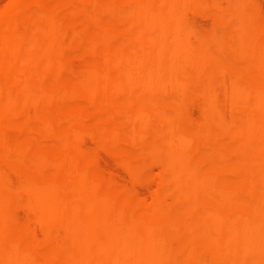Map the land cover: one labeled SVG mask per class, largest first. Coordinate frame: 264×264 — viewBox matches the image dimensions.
<instances>
[{
	"label": "bare ground",
	"instance_id": "obj_1",
	"mask_svg": "<svg viewBox=\"0 0 264 264\" xmlns=\"http://www.w3.org/2000/svg\"><path fill=\"white\" fill-rule=\"evenodd\" d=\"M45 1L47 2V0H11L10 5L12 8L24 4L26 7L36 8L40 11V16L38 18L31 19L28 17L20 25L15 22H4L3 19L8 15L9 11L6 8H0V264H163V261L169 257L168 252L173 247L169 232L178 229L184 230L185 233H188L187 235L190 234V237L183 243H177V247L188 248L192 250L194 254L196 250H214V257H209L208 260L201 262V264H264V189L262 187L263 190H251V188L249 189V191H251H248L250 197H248L249 201L251 199V205L250 203L249 205L253 206L251 211H247L246 206H244L245 204H243L241 200V198H243L241 197L242 193L235 189L230 190L227 188L228 191L215 192L210 196L203 197V199H197L193 195H189L196 189L200 190L208 187L213 182L221 186H226V183L229 181L228 172L223 173V175L216 172L217 175H220L216 176L214 175L216 173L213 174L215 171L211 172L214 168H212L211 171H209L210 169H205L206 165L213 158L212 153H215V149L211 146L203 148L198 146L201 148V156H203V159L200 158L202 159V162L200 161L201 166H198L200 168L199 173L192 175L191 185L186 186L185 189H183L182 195L176 200L177 207L180 209L184 206L196 204L197 202L202 204V208L197 213L192 210L194 213L191 211L192 215H189L185 220L181 218L182 216L180 217L177 214L170 215L164 219H162L163 216L162 218L158 217L157 210L163 198L160 192L154 193L148 205L136 207L124 200H120L113 190H101V181L97 176L98 167H90L87 164V166L80 169L79 180H77L76 183L77 190L74 191L75 193H72L73 191L70 190L72 194H68L67 192L71 187V181H66L67 184L63 185V183H61V176H49L47 172L48 167L60 171L65 170L68 166V154H70L69 160L74 162L76 160V154L82 149L81 136L86 133L105 137L106 140L101 142V147L116 153L114 156L118 155L119 163L133 181L143 177L144 173L142 174V168L145 165L158 162L156 157H153L152 154H157L162 151L166 153V158L168 160H176V164L168 167L161 162V167L170 174H182L189 168L199 165V163L197 164L190 161L194 153L192 140L195 138V135L193 136L192 133H189V130H181L173 141H171L172 139H169L168 136H159L164 131H169L177 126L178 122L183 117L184 94L190 88V84L186 83L188 81L187 79H185L187 80L186 82L175 80V70L181 73L196 70L195 72L198 76V80L199 77L208 78L209 83L212 85L218 79L224 78L226 75L232 73V68L226 66L218 69L215 75L210 71L209 67L211 66L207 64L209 62L207 58V63L198 58L196 60H200L199 62L192 58L195 52L207 49V47L213 43L219 44L223 42L215 27L208 33L201 34L188 28L189 26L186 27L184 24L183 14L186 8L192 6L195 9H199L205 5V2L203 0H113L103 3L99 0H90L87 3L91 5L94 11L101 13L102 19L100 18V21H96L95 25L93 22L92 25H94V27L89 23L84 25L82 27L83 36L82 34L80 35L82 36L81 39H79L80 33L78 30L73 28L70 38H68L70 42L77 41V43H86L96 32L101 33L102 38L100 37V39L104 44L112 42L118 36L116 34L117 32L115 33L113 31V28L122 29V27H125L127 24L124 26L123 23H125V21L122 20V22L124 21L123 23H114L116 25L113 24V27L110 28L108 26L109 28H106V23L102 21L105 20L106 16L109 17L115 10L133 12L149 8L151 4H154V7L149 10L147 9L146 15H144L145 17H143V19L141 18L142 21L135 27V33L142 35L143 38L140 40L143 39V41L141 44H133L136 46H133L134 48L131 49L130 52L124 48H119L120 46H118L117 50L116 48L112 50L109 54L106 52L108 56H105L102 60L97 62L95 60L94 63L92 61V63L90 62L83 66L81 73H84L85 76L81 82L68 85L57 82L56 87L53 85L54 90L51 91V85L49 83H51L53 79L50 78L49 75H46L47 72H45V74L43 70L48 63L47 52L41 57L39 56L40 61L39 65H36L37 69L27 71L23 68L24 65L27 66L26 64L31 61V57L28 55L29 53L27 54L25 52V49L40 43L46 47L48 44L54 42L59 45L62 40H64V36H66L62 27L64 22L68 19H61L58 16L59 9L65 5L58 0H54L53 2L51 0V3L48 4H46ZM235 1L239 6L243 2V0ZM81 2L82 0H73L65 7L70 13L76 12ZM216 2L217 0H211L209 4H215ZM245 4L246 3H244V5ZM238 7L236 9L233 7L235 10L234 12L233 10L231 11L233 12V17L238 18L241 16ZM217 8L218 12H223L221 9L222 7ZM187 11L188 10H186V12ZM241 25L243 26V23ZM70 28L69 26L67 30H70ZM127 31H129V29H127ZM127 31L125 30L123 32L125 33ZM237 34L239 35L240 32ZM232 35L234 36L235 33ZM136 38L134 39L136 40ZM152 38L156 41L153 46L151 45L153 41L151 40ZM134 39H132V42H134ZM239 39H241L240 36ZM237 40L238 39H236V41ZM241 44V42H238L239 46ZM62 45L64 44L62 43ZM150 45L153 49H151ZM257 47L260 53L256 57L255 63L259 66H264V40L259 42ZM54 52H56V50ZM174 53H179V55L173 57ZM195 55L198 56L196 53ZM239 55H241V53ZM55 56H57V54H55ZM53 57L52 59H54ZM158 58L163 61L162 65L150 67L143 76L137 77L133 74V70L136 66L143 63L145 64V62H151L153 59ZM51 62V67L54 69L60 70L63 68L61 57L57 56V58ZM214 68L216 67L214 66ZM119 72L121 73L118 76ZM181 78L180 76L179 79ZM75 80L79 81V78ZM193 80L191 79V81ZM54 81L55 80H53V82ZM202 81L203 80H201V82ZM237 81L231 79L224 87L225 94L230 99L231 104L235 106L240 97L246 99L253 98L250 108L247 109L249 111L248 115L255 116L259 112L264 111V85H257V83L251 79H245L242 83ZM201 82L196 83L199 85ZM260 82L264 83V75L261 77ZM48 84L50 85L48 86L49 90L44 88ZM138 86L150 88L158 86L164 89L167 94L176 91L177 98L173 106H167L168 104H165V106L162 104L163 102L156 100L152 108L145 107V105H141L142 103H140V99L138 95H136L137 93H134V87ZM199 87H201V85ZM104 88H108V91L115 94L122 95L124 100H131L129 109L135 110L134 113H128L129 109L127 110V108H125V106H129L127 103H125L126 105L124 106L120 102L121 105L116 106V104L114 105V103H112L113 100L111 101L108 98L105 99V102H102L104 111L99 117L101 120H106L107 123L94 124L92 121L96 114L94 115L84 108L81 109L76 106L66 105L68 99L76 97L78 94L85 93L86 91V101L90 104H99L101 103L99 94L105 91ZM200 91H202V89ZM205 94L208 96L209 102L207 103L208 105L204 115L207 119L218 116V100L215 93L211 88H207L205 89ZM34 103L40 106L42 105V113H36V108H33L35 106ZM122 106L124 108H122ZM29 107H32L33 110H35L34 113H36H33L34 118L32 117L33 121H37H32L35 126L31 124L30 121L21 123L18 121V114ZM61 108H63L64 111L61 112ZM228 110H230V108ZM97 118L96 120H98ZM53 119L55 121L63 119L70 120V122L72 121V125L66 132L56 134L51 125ZM218 120L215 121L218 123ZM259 120L260 119H258V121ZM232 121L233 120H231V122ZM261 121L263 120L261 119ZM151 123H155L154 129L152 130L155 136L152 139H150L151 134L148 137V127ZM210 125L211 124H209V127ZM213 125H215V123ZM217 126H215L216 130L218 128ZM203 127H205V125H203ZM126 129H132L137 133V136L126 138L124 136V131ZM247 129H249V127L246 124L238 122L234 123V125L233 123L232 125H228L225 131L232 132ZM249 130L256 136H264V125H262V123L260 124V122L258 124L255 123ZM14 132L20 135L24 134V136H22H26L27 139L24 140L22 136V141L19 140L20 137H18V140H16L17 138H12ZM211 134V129H202L198 131L196 135L197 137L205 136L207 139ZM219 143H221V140ZM233 143L234 142H232V144ZM207 144L209 145V143ZM134 146L141 148L142 153L133 156L132 154L135 153H130V150ZM233 146L234 145H228V147L222 146V148H217L216 150L225 152V150L232 149ZM47 147L50 150L55 149L56 153L54 155L45 154L43 148ZM260 150L261 152L264 150V143L263 149ZM148 151L152 153V157L147 153ZM234 151L236 150L234 149ZM233 153L234 152L230 155ZM235 154L236 153H234V155ZM238 156L240 155L238 154ZM161 157L162 155L160 158ZM255 160H257V158H255ZM261 161L264 162V160ZM226 162L223 163L225 164ZM231 165H233V162L226 164V169ZM243 168L244 167L241 169ZM226 169L224 171H226ZM255 169L251 171V174H258V176L260 175L264 180V172H259ZM258 170L260 169L258 168ZM239 174H241V172ZM87 175H91L90 179L88 177L89 180L86 178ZM181 183H176L174 185L175 189L181 190V188H183L180 186ZM13 187L16 188L12 190ZM248 188H250V186ZM244 189H246V187ZM24 196H27L30 202L34 201L38 204L41 209L46 206H51L49 211L44 216L37 219L36 222V224L41 226L44 230V235L41 238L36 237L35 230L31 225L21 223L18 218L16 213L18 208L25 206L26 211L31 212L30 210H32V206L24 202ZM214 200L221 204L217 210L213 208L212 202ZM229 212L231 216H228ZM209 229L222 234L224 239L218 240L217 238H208L206 235H208ZM202 230L206 235L204 234L205 236H203L201 234L203 242L198 245L196 244V238L200 236V231ZM50 231H55L58 237L52 238V236L48 234ZM66 239L70 240H68L69 244L64 242ZM200 241L201 240H199V242ZM67 252L72 254V259L70 258L71 261L70 259H64Z\"/></svg>",
	"mask_w": 264,
	"mask_h": 264
},
{
	"label": "rangeland",
	"instance_id": "obj_2",
	"mask_svg": "<svg viewBox=\"0 0 264 264\" xmlns=\"http://www.w3.org/2000/svg\"><path fill=\"white\" fill-rule=\"evenodd\" d=\"M53 1L54 0H52V2ZM58 1L62 4H64L65 6H67L68 3H71L73 0H58ZM89 1L90 0H82V2L79 3L76 12L70 13L65 6L59 9L60 11H58V16L61 19L66 18L69 20V21L66 20L67 23L65 21L63 24L62 29H63V31L67 37L64 36V38H63L64 40H62L61 44L58 45L54 42V43L48 44V46L46 47L45 45L40 43L38 45H35V46H32L30 48L25 49V52L27 54L29 53L28 55L31 57V61L28 64H26L27 66L24 65V67H23L27 71L28 70L33 71V70L37 69L36 65L37 66L39 65L40 57L42 55L46 54V52H47L48 63L46 64L47 67L45 66L43 70H44V73L47 72V74L45 73L46 75H49L50 78L55 80L54 82L52 80L51 83H49L51 86L48 84L47 86L44 87L47 90H49L48 86H50L51 91L54 90L53 87L54 86L56 87L57 82L64 84V85L81 82V80L85 76L84 73H81V70L85 64H89L90 62L92 63V61L94 63L95 60H96V62L99 60H102L103 58H105V56H108V54L110 52H112V50H115V48L117 50L118 46H120L119 48H121V49L124 48L125 50H128L130 52V50L134 48L133 46H136L137 44H141L143 41V39L140 40L141 38H143L142 35L135 33V29H136L135 27L138 26V24L142 21L141 18L143 19V17H145L144 15H146L147 9L149 10L152 7H154V4H151L150 7L148 5L149 8H145V9L133 11V12H128V11L124 12V11L115 10L112 14L109 15V17L106 16L107 20L105 17H103V18H105V20H102V21H104V23H106V28H109V27L111 28V27H113L114 23H116V24L121 23L122 20L125 21V23H123L124 21L122 22L124 24V26L127 24L125 27H122V29H120V28L114 29L113 28V31L115 33L117 32L116 34L118 36L112 42L104 44L100 39V37L102 38V36H101V33H99V32L98 33L96 32L94 34V36L92 35L90 37V40L86 41V43H77V41H75V42L71 41L70 42V40H68V38H70V34L72 33L71 31L73 30V28L78 30V32L80 33L79 36L81 34L83 36V28L82 27L84 25H86L88 23L92 25L93 22L95 25L96 21H100V18L102 19L101 13L94 11L92 9L91 5H89L87 3ZM99 1H101L103 3H107V2H111L113 0H99ZM203 1L205 2V5H203L199 9H195L192 6H189V8H186V10H188V11L186 12V10H185L184 14H183L184 24L186 27L189 26L188 28L193 29V30H195L201 34H206L211 29H213L215 27L221 36V38H220L221 41H223V42H220L219 44L213 43L214 45L213 44L209 45L208 46L209 48L207 47V49L199 50V51H197L198 53L195 52L196 54H198V56L195 55V53H194L193 54L194 56H192V58H194L193 60H196L198 58L205 63H207L209 60V62L207 64L209 66H211V67H209L210 71H212L214 74L216 71H218V69H220L221 67H226V66H229L232 68V73H230L229 75H226L224 78L218 79L212 85L211 83H209L208 78L199 77V80H198V76L196 75V72H195L196 70H191V71H188L185 73H181V72L175 70V72H174L175 80L183 81V82H186L188 80L186 83L190 84V88L184 94V103H183V110H182L183 111V117L180 119L177 126L170 129L169 131H164L159 136V137H167L168 136V138L172 139L171 141H173L175 139V137L180 133L181 130H186V131L189 130V133H192L193 136L195 135V138H193V140H192V148L194 150V153L192 154L190 161L195 162L197 164L199 163V165H197L196 167H193V168H189L188 170H186L182 174H178V173L170 174L163 167H161L162 166L161 162L164 163L166 165V167H168V166H173L174 164H176V160H174V159L168 160L166 158V153L163 151L160 153H157V154H152V153H150V151H148L147 153L150 154V156L152 154L153 157H156V160H158V162H152V163L145 165L142 168V174L144 173L143 177L139 180L133 181L130 178V176L128 175V173L126 172V170L119 163L118 155H116L117 156L116 157V156H114L116 153L112 152L111 150H109L107 148L101 147L100 144L103 140H106L105 137H103V136L101 137V136H97V135L94 136V135L86 133V134L81 136L82 149L76 154V160L74 162H71L69 160L70 154H68L67 155L68 166L65 170L60 171L58 169H51L50 167L47 168V170H48L47 172H48L49 176H55V175L61 176L60 177L61 183H63V185H66L68 181H71V187L67 191L68 194H70L72 191H73L72 193H75L74 191L77 190L76 183H77V180H79V178H78L79 177V171L82 167L87 166V164H88L90 167L95 166V167L99 168L97 176L100 178V181H101V183H100L101 190H103V191L113 190V191H115V193L117 194V197L120 200H124L127 203H130L131 205L133 204L136 207H139L140 205L141 206L142 205H148L150 203V201L152 200V196L154 195V193L160 192L164 199L162 198V201L158 207V210H157L158 211L157 212L158 217L162 218V216H163L162 219H164L166 217H169L170 215L177 214L180 217L182 216L181 218L183 220H185V219H187V217H189V215L190 216L192 215L191 214L192 212L194 213V211H195V213H197L202 208L201 207L202 204L197 202L196 204L184 206L183 208L180 209L177 207L176 200L178 197H180V195H182L183 189H185L186 186L191 185V180L193 177L192 175H194L195 173L196 174L199 173L200 168L198 166H201L200 164H201L202 159H203V156H201L202 155L201 154V152H202L201 148L211 146L212 148L215 149V153L214 152L212 153L213 158L209 162L211 165L208 163L206 165L205 169H207V170L210 169L209 171H211L212 168H214L211 172L215 171V172H213V174L217 172L220 175H223V173L228 172L227 175H229V181H228V183H226V186H224V185L221 186L218 183L213 182L208 187H205V188L200 189V190L196 189L195 191H193L189 195H193L197 199H203V197L205 198L207 196H210V195H212V193H215V192L228 191V189H230V190L235 189V190H238L242 193L241 197H243L244 199L241 198V200H242L243 204H245L244 206H246L247 211H251L253 209V206H250L251 205V199H250V201L248 199L249 192L253 189H258V190L264 189V180L262 179V177L260 175L258 176V174H251V171L255 168H256L255 170H257L259 172H264V162L261 161V160H264V156H263L264 150H262V152L260 150V149H263L264 136L263 135H260V136L257 135L256 136V135L252 134L251 130H249V129L255 123L258 124L260 122V124L262 123V125H264L263 124L264 123V111L259 112L255 116L248 115L249 111L247 109L250 108V104H251L253 98L252 99H246L244 97H240L239 100L236 102L237 106H236V104H235V106H233L231 104L230 99L225 94L224 87L229 83V81L231 79H234L236 81L238 80L237 82H239V83H242L245 79H251V80L255 81L257 83V85H259V84L264 85V83L260 82L261 77L264 75V66H259L255 63V59L260 53L257 46H258L259 42L264 40V0H243V2L240 4V6L236 3L235 0H217V2L215 4H209V2L211 0H203ZM10 3H11V0H0V8H6L9 11L8 15L3 19L4 22H15L18 25H20L28 17L31 19L32 18L36 19L40 16V11L36 8L26 7L24 4H21L18 7L12 8ZM45 3L46 4L51 3V0H47V2L45 1ZM244 3H246V4L244 5ZM191 7H192V9H191ZM217 7H219V8L222 7L221 9L223 10V12L222 13L218 12ZM225 7H226V9H225ZM233 7L235 9L237 7H238V9H240L239 14L241 16H239L238 18L232 16L233 12L235 11ZM212 8L214 11L212 10ZM232 10H233V12H231ZM121 13L123 14V16ZM225 15H228V16H225ZM34 16H35V18H34ZM93 17H94V19H93ZM243 20H244V22H243ZM83 22H85V23H83ZM126 22H128V23H126ZM223 22H224V25H223ZM82 23H83V25L81 26ZM242 23H243V26L241 25ZM116 24H114V25H116ZM72 25H73V27H72ZM94 25H92V26L94 27ZM234 25H235V28H234ZM69 26L71 28H70V30H67V29H69ZM222 26H223V28H222ZM78 27H79V29L80 28H82V29L79 30ZM127 29H129V31H131V32L127 31ZM125 30L127 32L124 33L123 31H125ZM236 32L237 33L240 32V34L238 35ZM234 33H235V35L233 36L232 34H234ZM82 36H80L79 39H81ZM239 36L241 37V39H239ZM136 37L139 39V41ZM134 38H136V40ZM65 39H66V41H65ZM132 39H134V42H132L133 41ZM236 39H238L240 41H238V40L236 41ZM151 40H153L151 42V45L152 46L155 45L156 41L154 40V38H152ZM238 42L239 43L241 42L242 44L239 46ZM62 43L64 45H62ZM152 43H154V44H152ZM123 44H124V46H123ZM133 44H136V45H133ZM225 45H227V46H225ZM152 46H151V49H153ZM218 46H219V48H218ZM41 47H42V49H41ZM55 47H56V49H55ZM55 50H56V52H54ZM52 51H53V53H52ZM239 52L241 53L242 56L239 55L240 54ZM244 53H245V55H244ZM55 54H57L58 57H61V62L63 64V68L60 70H57V69H54L51 67L52 66L51 61L52 60L54 61L57 58V56H55ZM176 55H179V53H174L173 57H177ZM210 55L211 56L214 55V56L211 57ZM52 57L54 59H52ZM200 60H196V61L199 62ZM240 62H242V63H240ZM162 64H163V61L160 60L159 58L153 59L151 62H145V64L143 63L141 65L136 66L133 70V74L137 77L143 76L146 74V72L148 71V69L150 67H153L156 65H162ZM219 64L220 65L223 64V65L220 66ZM214 66L216 68H214ZM234 68H235V72H234ZM240 70H241V72H240ZM120 73L121 72L118 73V76L120 75ZM245 73H246V75H245ZM183 75H185V76H183ZM81 76H82V78H81ZM180 76L182 77L181 79H179ZM257 76L259 77V79ZM78 78H79V81H76L75 79H78ZM226 78H227V80H226ZM185 79H187V80H185ZM191 79L192 80L195 79V80L191 81ZM201 80H203V81L201 82ZM196 82H201V84L198 85ZM200 85H201V87H199ZM106 87H107V85H106ZM206 87L211 88L213 90V92L215 93L217 100H218L217 106H218V112H219L218 116H214L213 118L210 117L208 119L204 115V112H205L207 105H208L207 103L209 102V98L205 94V89H207ZM134 89H135L134 93L135 94L137 93L136 95H138V97L140 99V103H142L141 105H145V107L147 106V107L152 108L154 106V102L156 100H160L161 102H163L162 103L163 105L168 104L167 106H173L175 103V100L177 98L176 91H172L169 94H167L164 89H162L158 86L154 87V88H150V87H146V86H138V87H134ZM201 89H202V91H200ZM104 90L105 91H102L103 94L102 93L99 94V98L101 100V103H99V104L88 103L85 99V94L87 92L86 91L85 93L78 94L76 97H72V98L68 99L66 102L67 103L66 105L76 106V107H79L81 109L84 108L87 111H89L90 113H92L94 115L96 114L92 123H94V124L95 123L96 124H105V123H107L106 120H101V118H99L100 114L103 113V111H104V108H103L104 106L102 105V102H105V99L109 98L111 101L113 100L112 103H114V105L116 104V106H120L121 104L125 106L126 105L125 103H127L128 105L129 104L131 105V102H130L131 100H124L122 95L110 92V91H108L109 90L108 88H104ZM140 91H141V93H140ZM112 94H113V96H112ZM185 96H187V97H185ZM120 102H121V104H120ZM130 105L127 107L125 106V108H127V110H128L130 108ZM35 106L34 107L32 106V107L36 108L35 109L36 113L38 112L40 114L41 111L43 112L42 105L40 106L39 104L38 105L35 104ZM220 106H222V107H220ZM32 107L24 109L22 112H20V114H18V118H19L18 121L20 123L25 122V121H27V122L30 121V123L33 124L32 123L33 118H34L33 116L36 113H34L35 110H33ZM122 108H124V107L122 106ZM229 108H230V110H228ZM236 110H237V112H236ZM60 111L62 112V111H64V109L61 108ZM109 111H111V110H109ZM131 111H133V112H131ZM134 111L135 110L129 109L128 113L129 114L134 113ZM235 112H236V114H235ZM96 118L99 121L96 120ZM242 118H244V119H242ZM254 118H256V119H254ZM206 119H207V121H206ZM229 119H230V121H229ZM258 119H260V120L258 121ZM261 119L263 121H261ZM215 120H218V123ZM231 120H233V121L231 122ZM34 121H36V120H34ZM238 122H243L244 124H246L249 127V129L240 130V131L236 130V131H232V132L225 131V128L228 125H232V123L234 125V123H238ZM248 122L249 123L251 122V123L249 124ZM201 123L203 125H205V127H203V125ZM214 123H215V125H213ZM221 123H224V124H221ZM209 124H211L210 127H209ZM51 125H52V128L55 130L56 134H58V133L61 134V133L66 132L70 128V126L72 125V121L70 122V120H65V119L60 120V121H55L53 119ZM154 125H155V123H151L148 127V132H149L148 137L151 134L150 139L154 138V136H155L153 134V131H152L154 129ZM219 125H221V126H219ZM215 126L218 127L217 130H216ZM219 127L221 128V131H220ZM191 129H195V130H191ZM202 129H211L212 134L209 137H207V139L205 136H203V137L198 136L197 137L196 134L198 133V131H200ZM191 131H193V132H191ZM171 132H173V133H171ZM169 133H170V136H169ZM124 134H125L124 136L126 138L137 136V133L134 132L132 129H126L124 131ZM22 135L24 136V134H22ZM22 135L14 132L12 135V138H14V139L17 138L16 140H18V137H20L19 138L20 141H22L23 139L26 140L27 137L26 136L23 137ZM25 135H27V134H25ZM214 135H215V137H214ZM21 136L23 139L21 138ZM257 137L260 139H258ZM220 140H221V143H219ZM222 140H223V142H222ZM231 140H232V142H234L233 144H232ZM207 143H209V145ZM196 144H197V146H196ZM235 144H236V146H235ZM254 144H257V145H254ZM228 145H234L235 147L233 146L232 149H228L227 151L225 150V152L220 151V150H216L217 148H222V146L228 147ZM198 146L199 147L201 146V148H199ZM234 149L236 151H234ZM43 150L42 151L47 155L48 154L54 155L56 153L55 149L50 150V149H48V147L43 148ZM130 151H131L130 153H135V154H132L133 156H136V154L138 155V154L142 153L141 148H139L137 146H134ZM232 152H234L236 154L234 155V153H233L232 154L233 156L230 155ZM257 153H259L260 155ZM238 154L240 156H238ZM161 155H162V157L160 158ZM157 156H159V157H157ZM254 156H256V157H254ZM200 158H202V159H200ZM255 158H257V160H255ZM9 161L13 162L12 160H9ZM221 162H222V164H221ZM223 162H226V163L224 164ZM229 162L230 163L233 162V165L229 166V168L227 167V169H226V164H229ZM240 164L242 165V167H244L243 169H241L242 167ZM258 168L260 170H258ZM222 169H223V171H222ZM225 169H226V171H224ZM240 169H241V171H240ZM240 172H241V174H239ZM217 173L214 175L220 176L219 174L217 175ZM88 177L90 179L91 175L90 176L87 175L86 178L88 179ZM176 177H178V178H176ZM69 178L70 179L73 178V179L70 180ZM240 178H242V179H240ZM248 180H249V182H248ZM160 181H162V182H160ZM178 182H180V183L182 182L180 184V186L183 188L179 187V188H181L182 191L180 189L177 190L174 187V185ZM72 184H73V187H72ZM231 185H232V187H231ZM244 186L246 187V189H244L245 188ZM249 186H250V188H248ZM240 187H242V188H240ZM15 188L16 187H13L12 190H14ZM249 189H251V190L249 191ZM70 190H72V191H70ZM209 190H210V192H209ZM168 191H170V192H168ZM246 191H247V193H246ZM202 194H204V195H202ZM23 199H24V202L26 204H30L32 206V210H30L31 212L26 211L25 206L18 208L16 210L18 218H19L21 223L31 225L35 230L36 237L41 238L44 235V230L42 229L41 226L36 224V222H37V219H39L41 216H44L49 211V208L51 206L50 207L46 206V207L41 209L38 206V204H36L34 201L30 202V200H29V198H27V196H24ZM249 203H250V205H249ZM212 204H213V206H214L213 208L215 210H217L218 207H220V205H221L216 200H214L212 202ZM159 209H160V212H159ZM169 210H171V211H169ZM188 210H190V211H188ZM192 210H194V211H192ZM228 216H231L230 212L228 213ZM48 234L50 236H52V238L58 237L57 233L55 231H50ZM187 234L188 233H185V231L182 229H178V230H174V231L169 232V235L172 238L173 247L168 252L169 257H167L163 261V264H199V263L201 264V262L208 260L209 257L210 258L214 257L215 253H214L213 249H204L201 251L198 250L199 252L196 250V252L194 254L193 251L188 249V248L177 247V245H176L177 243H183L184 241H186L190 237L189 236L190 234L189 235H187ZM201 234L203 236L206 235L203 230L200 231V236H199L200 238L199 237L196 238L197 239L196 244H198V245L203 242V240L201 239L202 238ZM206 236L208 238L210 237V239L211 238H217L218 240L224 239L222 234L215 232L212 229H209L208 235H206ZM68 240L69 239H66V241H64V242H67V244H69ZM179 240H180V242H179ZM181 240H182V242H181ZM199 240H201V241L199 242ZM191 251H192V253H191ZM65 256L66 257H64V255H63L65 260H69L70 258L72 259V254L69 252H67L65 254ZM177 258H179V259H177ZM71 259H70V261H71ZM212 264H217V263H212Z\"/></svg>",
	"mask_w": 264,
	"mask_h": 264
}]
</instances>
